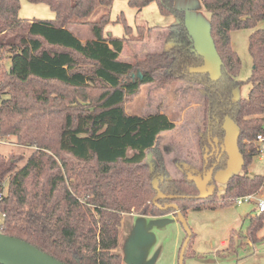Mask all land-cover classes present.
Listing matches in <instances>:
<instances>
[{"label":"trees","instance_id":"1","mask_svg":"<svg viewBox=\"0 0 264 264\" xmlns=\"http://www.w3.org/2000/svg\"><path fill=\"white\" fill-rule=\"evenodd\" d=\"M25 1L46 5L55 17L22 19L20 0H0V57L5 54L10 62L0 73V139L14 138L32 150L28 156L0 154L1 234L63 264H122L117 250L124 215L176 216L174 209L160 208L175 204L186 218L189 210L216 207L213 178L212 193L199 199L193 180L165 177L159 142L176 123L163 113H126L125 104L145 85L181 82L203 88L201 166L192 175L226 168L224 124L229 120L237 127L243 173L227 180L219 206L262 188L264 176L248 174V166L257 155L253 140L264 131V30L256 28L264 21V0H200L210 15L216 78L199 70L204 57L174 0H127L138 12L154 2L162 16L176 20L165 29L167 51L132 62L120 59L124 46L142 42L153 28L138 26L134 32L121 14L116 22L123 24L124 35L114 38L105 33L108 15L88 21L98 6L111 7L113 0ZM74 24L88 26L91 37L80 40L69 30ZM240 29H253L248 38L253 69L248 97L234 100L242 84L237 80L241 62L230 33ZM155 179L161 193L178 198L153 203ZM263 222L264 215L250 218L248 236H255Z\"/></svg>","mask_w":264,"mask_h":264},{"label":"rangeland","instance_id":"2","mask_svg":"<svg viewBox=\"0 0 264 264\" xmlns=\"http://www.w3.org/2000/svg\"><path fill=\"white\" fill-rule=\"evenodd\" d=\"M174 7L185 12V23L194 41L195 49L205 60L204 66L199 70L208 72L212 78L218 76V60L210 38V15L204 9L200 0H174ZM122 14L126 24L136 32L138 26L145 29L153 28L146 32L142 42H130L124 46L120 59L132 62L136 58H143L149 53H161L167 51L171 45L167 42L168 32L165 30L174 17L162 16L157 5L152 2L140 12L128 7L127 0H113L111 7L98 6L91 14L88 21L96 22L103 15H108L110 23L106 31L112 37L120 38L124 35V26L117 21ZM19 18L30 20H54V13L44 4H30L20 0ZM257 29L264 30V21L258 23ZM72 31L80 40L91 37L88 26L71 25ZM253 29H240L230 33V42L234 52L240 59L241 67L237 80L242 82L233 94L234 100H242L248 97L251 84L248 79L252 74L253 64L248 52V38ZM10 62L5 54L0 57V73L7 70ZM124 109L127 114L147 116L155 113H163L177 125V129L165 132L161 136L159 147L165 159V177L168 179L188 178L191 171L196 172L195 167L201 166L198 139L204 130L203 115V88L199 85L188 83H172L163 88L156 85L142 86L139 93L128 101ZM188 124L187 128L185 127ZM225 139L223 150L228 155L225 169L212 174L217 193L214 208H203L199 211L189 210L186 214V223L192 233L189 248L183 264H264V222L262 228L249 237L246 230L249 220L256 219L254 213L255 203L258 199H264V188L259 189L249 203L237 205L235 200L227 206H219L221 194L224 192L227 180L234 175L242 174V158L237 150L238 129L233 122L226 120L224 124ZM0 154L28 156L32 151L30 148L15 144L14 138L1 139ZM215 150V148L213 149ZM212 150V151H213ZM211 155V153L209 154ZM206 158V155H204ZM146 162L150 167L153 165V157L148 156ZM193 169V170H192ZM248 174L264 176V161L260 155L253 157L248 166ZM212 187V186H211ZM138 216V215H137ZM141 217V216H140ZM168 217V216H166ZM122 235L129 228L130 218L123 216ZM148 226V224H146ZM162 226L154 224L150 227L136 224V234L153 231V237L148 244L160 241ZM166 233H171L170 225H164ZM165 233V231H164ZM135 234V235H136ZM184 235V231L182 230ZM185 238V237H184ZM123 240V238H122ZM184 240V239H183ZM173 242V241H171ZM167 241L164 247V257L160 264L169 261V249L173 243ZM224 242V245H222ZM126 249L122 244L118 253ZM154 249L147 248L144 252L143 262H148ZM233 251V252H232ZM177 253V247L176 251ZM229 253V254H228ZM167 254V255H166ZM179 255V252H178ZM127 262V256L124 255ZM150 258V259H149ZM155 258V256H154ZM178 259H176L177 264Z\"/></svg>","mask_w":264,"mask_h":264},{"label":"crops","instance_id":"3","mask_svg":"<svg viewBox=\"0 0 264 264\" xmlns=\"http://www.w3.org/2000/svg\"><path fill=\"white\" fill-rule=\"evenodd\" d=\"M176 22V20H175ZM173 24V23H171ZM105 33L110 34V32L106 31ZM187 128L186 123H184ZM180 126V124H177ZM177 129V126L174 130ZM193 170V169H192ZM193 171H191L189 174H191ZM124 216H128L131 222H129V228L128 230L125 231L126 234L124 236L122 235V224H123V219L121 220V225H120V240H119V247L118 250L120 249V246L124 244L126 246V249H123L124 252L120 254L122 258V264L125 261L124 255L127 256V262L129 264H160L162 262V258L164 257V247L165 243L167 241H173V243L169 249L170 253L169 255V261L166 264H176V259H178V252L180 249V246L183 242V239L185 237V234H182V227L180 226L177 217L174 216L173 214H167L164 216L160 217H149V216H137L134 214H127ZM168 216V217H166ZM123 218V217H122ZM142 224L143 226H146L147 228L154 225L158 224L159 226H162V233L160 237V241L153 243V244H148V242L151 240L153 237V231L148 232V231H140V233L136 234V224ZM148 224V226L146 225ZM164 225L171 226L170 230L171 233L169 236L166 233V227H163ZM165 231V233H164ZM136 234V235H135ZM123 238V240H122ZM224 245V242H222ZM177 247V253L176 251ZM147 248H153L154 250L151 253L150 260L148 262H143V257H144V252L146 251ZM117 250V252H118ZM167 255V254H166ZM155 256V258H154ZM128 264V263H127Z\"/></svg>","mask_w":264,"mask_h":264},{"label":"water","instance_id":"4","mask_svg":"<svg viewBox=\"0 0 264 264\" xmlns=\"http://www.w3.org/2000/svg\"><path fill=\"white\" fill-rule=\"evenodd\" d=\"M228 156V155H227ZM213 174V168L208 171L204 169L201 175L189 174L188 178L193 180L199 190V199H203L212 193L213 187L209 186L211 177ZM153 188L157 195L153 199V203L159 200H172L178 198L176 196H166L158 189V180H153ZM162 210L172 208L175 210L177 220L185 233V240L179 250L177 264L184 263V255L187 246L192 237V233L186 223V219L182 216L178 207L175 204H169L164 207H160ZM0 264H63L51 256L41 252L32 245L21 241L19 239L9 237L0 233Z\"/></svg>","mask_w":264,"mask_h":264},{"label":"built area","instance_id":"5","mask_svg":"<svg viewBox=\"0 0 264 264\" xmlns=\"http://www.w3.org/2000/svg\"><path fill=\"white\" fill-rule=\"evenodd\" d=\"M0 139V143H1ZM253 143L255 145L257 154L261 156L262 160L264 161V131L259 133L255 139L253 140ZM264 188V184L262 186ZM258 195V194H257ZM257 195H248L243 196L235 199V202L237 205H242L243 203H249L252 201L253 197H256ZM1 199V195H0ZM254 213L256 216L264 215V199L260 198L255 203ZM3 215L0 216V225L3 223Z\"/></svg>","mask_w":264,"mask_h":264}]
</instances>
